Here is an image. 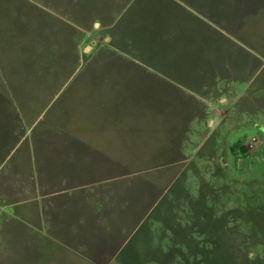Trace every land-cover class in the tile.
<instances>
[{
	"label": "crops",
	"instance_id": "crops-1",
	"mask_svg": "<svg viewBox=\"0 0 264 264\" xmlns=\"http://www.w3.org/2000/svg\"><path fill=\"white\" fill-rule=\"evenodd\" d=\"M6 38L28 39L27 52L46 55L56 75L58 55L88 43L82 53L92 59L107 54L87 63L96 78L113 70L114 85L134 76L154 86L159 106L187 103L157 111L186 118L187 133L264 129V0H0ZM16 68L0 62V264H208L206 239L153 238L149 229L136 237L160 199L128 201L126 186L112 184L122 163L115 138L131 132L115 112L67 107L58 126L43 117L36 133L32 103L50 109L56 98L44 93L58 82ZM254 110L258 119L240 120Z\"/></svg>",
	"mask_w": 264,
	"mask_h": 264
},
{
	"label": "rangeland",
	"instance_id": "rangeland-1",
	"mask_svg": "<svg viewBox=\"0 0 264 264\" xmlns=\"http://www.w3.org/2000/svg\"><path fill=\"white\" fill-rule=\"evenodd\" d=\"M0 49L4 52L0 62L15 64L20 77L33 74L28 70L35 66L37 71L30 77L51 76L58 82L44 93L56 98L51 110L49 103H32L36 133L43 131V117L47 122L52 118L58 126V117L53 118L67 107L115 112V124L131 131H119L115 138L122 163L117 161L114 166L116 180L112 184L116 190L126 186L128 201L139 195L138 200L146 205L160 199L159 208L152 211L136 237H146L149 229L153 238H206L212 244L211 254L205 256L208 264H264V129L244 125L233 132L187 133L180 127L186 118L157 117V111L184 109L187 103L163 102L159 106L151 94L154 86L142 85L134 76L114 85L118 76L113 70L96 78L98 72L89 69L87 63L107 61V54L96 53L94 59L83 50L80 54H59L63 68L56 75L49 68L54 67H46V55L27 52L26 38L0 39ZM54 56L52 62H58ZM34 88L36 95H42V87ZM260 115L254 110L240 120H256ZM240 140L248 150L246 157L230 150ZM172 145L177 151L170 154ZM203 195L208 206L201 203ZM196 202L203 205L197 207L200 213L213 209L211 217L202 214L203 219L201 215L193 218L195 207L191 205Z\"/></svg>",
	"mask_w": 264,
	"mask_h": 264
},
{
	"label": "trees",
	"instance_id": "trees-1",
	"mask_svg": "<svg viewBox=\"0 0 264 264\" xmlns=\"http://www.w3.org/2000/svg\"><path fill=\"white\" fill-rule=\"evenodd\" d=\"M230 150L234 153V154H236V155H238V154H241V155H243V156H247L249 153H248V150H247V148H246V146L244 145V142L242 141V140H240L237 144H235L234 146H232L231 148H230ZM200 198H201V196H200ZM201 200V199H200ZM199 201V200H198ZM201 203L203 204V203H205V204H207V206H208V200H206V198L204 197V195H203V199H202V201H201ZM201 203L200 202H196V204H192L191 205V208H193V207H195L194 208V210H193V212L191 211V214H193V218H197V215H201V218H202V214H206V218H207V216H208V214L210 215V217H211V212H212V210L213 209H211V210H209L208 212H204V213H200L199 211H198V208L197 207H203V205H205V204H203V205H201ZM198 205V206H197ZM206 206V207H207ZM211 208V207H210ZM207 209V208H206ZM214 218H216V216L214 217ZM203 219V218H202ZM194 220V219H193ZM215 220V219H214ZM221 226V225H220ZM206 239V238H205ZM208 239V238H207ZM213 243V245L216 243V241H213L212 242Z\"/></svg>",
	"mask_w": 264,
	"mask_h": 264
}]
</instances>
